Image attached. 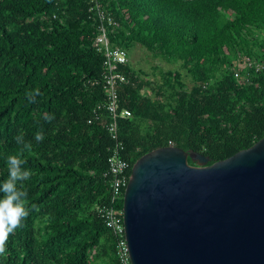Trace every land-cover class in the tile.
I'll use <instances>...</instances> for the list:
<instances>
[{"label": "trees", "instance_id": "trees-1", "mask_svg": "<svg viewBox=\"0 0 264 264\" xmlns=\"http://www.w3.org/2000/svg\"><path fill=\"white\" fill-rule=\"evenodd\" d=\"M99 2L119 23L112 38L120 45L128 50L138 41L178 59L191 80L186 87L174 69L157 83L123 66L130 80L118 87V109L132 114L118 119L125 159L133 163L171 142L210 164L264 135V71H250L245 84L233 75L237 51L264 63V0ZM90 6L0 0V180L9 154H21V167L31 169L23 182L29 214L6 238L0 234V264H117L114 236L94 210L105 200L97 175L107 169L113 141L104 110L86 121L104 100L91 83L100 80L102 56L91 46Z\"/></svg>", "mask_w": 264, "mask_h": 264}, {"label": "water", "instance_id": "water-1", "mask_svg": "<svg viewBox=\"0 0 264 264\" xmlns=\"http://www.w3.org/2000/svg\"><path fill=\"white\" fill-rule=\"evenodd\" d=\"M208 159L171 144L133 162L122 198L130 264H264V135Z\"/></svg>", "mask_w": 264, "mask_h": 264}, {"label": "built area", "instance_id": "built-area-1", "mask_svg": "<svg viewBox=\"0 0 264 264\" xmlns=\"http://www.w3.org/2000/svg\"><path fill=\"white\" fill-rule=\"evenodd\" d=\"M91 15L95 22L96 32L91 38V46L102 56L100 80L91 81L101 87L104 100L95 104L90 110L87 123H91L99 117L104 110L108 116L106 129L113 141L106 159L107 169L97 175L103 179L105 184V200L94 205L97 216L102 220L104 226L114 236V257L117 264H130L128 249L123 231L122 205L118 207L119 200H122L127 177L132 164L122 156L124 150L119 137L118 119H130L132 114L126 108L118 109V87L129 82V77L123 71V66L128 62L127 50L119 44L118 40L112 37H119L118 21L111 13L101 6L99 0H89ZM54 17V16H53ZM233 75L238 84H245L249 81L250 71L260 73L264 71V63L249 56L236 52ZM90 83V81L88 80ZM172 143L169 142L168 145Z\"/></svg>", "mask_w": 264, "mask_h": 264}, {"label": "clouds", "instance_id": "clouds-1", "mask_svg": "<svg viewBox=\"0 0 264 264\" xmlns=\"http://www.w3.org/2000/svg\"><path fill=\"white\" fill-rule=\"evenodd\" d=\"M34 138L36 141H41L44 139V135L38 131L35 133ZM14 139L18 144L23 143L21 135H17ZM5 163L8 175L5 179L0 180V234L4 238L21 226L23 218L29 214V208L27 207L28 193L23 182L31 175V169L21 167L25 164V159L21 154L7 155Z\"/></svg>", "mask_w": 264, "mask_h": 264}, {"label": "rangeland", "instance_id": "rangeland-1", "mask_svg": "<svg viewBox=\"0 0 264 264\" xmlns=\"http://www.w3.org/2000/svg\"><path fill=\"white\" fill-rule=\"evenodd\" d=\"M128 62L137 70L140 77L143 74L147 78L155 80L157 83L161 81V73L163 71H181V79L186 87L191 86V80L186 71L181 67L178 59H164L152 50L147 49L144 45L136 41L128 50Z\"/></svg>", "mask_w": 264, "mask_h": 264}]
</instances>
